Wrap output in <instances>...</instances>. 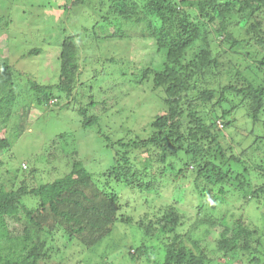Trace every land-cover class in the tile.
Returning <instances> with one entry per match:
<instances>
[{
    "label": "trees",
    "instance_id": "trees-1",
    "mask_svg": "<svg viewBox=\"0 0 264 264\" xmlns=\"http://www.w3.org/2000/svg\"><path fill=\"white\" fill-rule=\"evenodd\" d=\"M65 2L61 4L68 12L66 20L70 28L63 29L65 36L58 54L54 52L53 56L59 66L57 83L42 84L31 78L26 79V86L34 92L38 107L51 109L49 105L57 104L61 98H71L72 102L68 100L60 107L70 106L81 117L84 128L98 125L96 132L105 143L103 147L114 150V163L109 175L122 180L131 193L146 194L158 181L157 176L151 173L152 162L158 160V163H162L174 156L183 166L179 172L191 167L187 171L197 194L203 196V192L207 191V200L216 195L213 193L215 187H219V194H228L229 190L224 189L229 186L242 197L251 195L258 201L264 198V136L253 131V127L263 120L264 114V85H255L264 70V0H109V8L104 5V0H71L70 8L66 7ZM8 26V19L0 16L2 124L11 117L13 105L19 97L17 70L14 66L12 68L9 61ZM81 40L88 44L90 51L99 45L105 48L108 43L132 41L134 43L128 48H132L134 53L139 51L144 54L148 50L146 41H154L162 58L157 66L141 70L140 75L132 71L137 59L128 62L131 65L128 68L120 64L105 67L106 61L100 58L97 66L84 74L79 71ZM2 48H6L7 52H3ZM32 52L38 53L39 49H30L27 54ZM230 54L236 55L232 62L227 58ZM23 55H26L25 51ZM111 61L116 65L120 60ZM99 69L114 73V77L123 82L136 81L137 87L149 82V88L163 96L160 103L167 112L156 115L152 122L155 132L151 136L112 142L109 133L100 130L98 116L89 115L91 108H98L97 102L90 98V102L85 104L81 100L83 94H75L78 82L86 91L94 93L97 87L91 85L88 89L86 84H92L91 80L94 82ZM91 70L94 74H91ZM215 86L220 89L216 106L212 104ZM124 91L122 94L126 99L133 102V108L128 111L132 114V126L135 125L133 114L138 95L135 91ZM199 95L208 101L206 106L215 109L224 106L222 119L229 116V109L233 107L236 112H245L252 125H244V133L230 135L234 147L225 144L228 146L226 148L219 143L221 130L214 129L217 115H199L198 112L206 107L197 108ZM53 99L55 102L51 103ZM78 103L81 106L76 108ZM124 108L123 105V111L126 110ZM117 114L119 116L121 111H117ZM223 124L226 129L230 127L225 122ZM232 132L234 130L229 133ZM69 136L74 139L73 133H69ZM67 138L58 134L53 143L59 147L60 142L67 141ZM10 146L9 138H0V149ZM117 146L131 148L132 151L144 150L141 168L135 167L133 171L127 153L118 150ZM64 150L66 148L62 147L61 153H65ZM77 151L75 148L70 153L74 158L70 169L51 182L28 187L21 181L18 185L13 184L9 190L0 184V264H44L49 255L43 243L46 236L53 235L57 228H63L69 239L79 238L81 245L91 247L98 240L88 242L87 232L91 229V234L110 232L116 221L135 226L146 237L155 235L157 229L173 232L180 224L181 217L172 205L165 208L164 214L157 215L154 222L145 223L144 219L132 221L128 216L116 218V212L124 209V205L118 204L119 197L115 193L109 196L104 194L89 170L86 157L78 156ZM199 186L202 189H198ZM25 197L36 199L37 206L27 207L22 201ZM136 207H139L138 203ZM210 223L211 226L220 225L216 227L219 236L214 245L224 257L230 256L241 264L238 254L252 250L254 254L257 253L252 261L263 263L264 256L251 246L254 241L251 234L256 230H249L240 223L232 228ZM182 238L179 234L174 235L173 240L165 246L160 264H206L209 257L201 252L200 242H193L195 248L200 250V253H195L183 243ZM130 246L133 253H121L123 256L120 259L130 262L139 260L145 245L140 243L135 246L132 242Z\"/></svg>",
    "mask_w": 264,
    "mask_h": 264
},
{
    "label": "rangeland",
    "instance_id": "rangeland-1",
    "mask_svg": "<svg viewBox=\"0 0 264 264\" xmlns=\"http://www.w3.org/2000/svg\"><path fill=\"white\" fill-rule=\"evenodd\" d=\"M66 1L0 0V16L6 17L9 21L7 28L10 38L9 61L12 68L14 66V69L17 70L15 72L16 85L19 89V97L13 105L11 117L5 124L0 122V138H9L11 142L10 147L0 149V184L9 190L13 184L18 185L21 181L28 184V187L51 182L70 169L74 159L70 153H73L76 148L78 156L86 157L89 170L104 194L109 196L111 193H115L119 197L118 204L124 205V209L116 212V218L128 216L132 221L137 220L138 222L144 219L145 223L154 222L157 215L164 214L165 208L172 205L173 208H176L181 219L180 224L174 228L173 232L157 229L155 235L150 237H146L143 231L138 230L135 226H128L116 221L110 232L91 234L93 229L87 232L88 242L92 239L98 240L97 243L91 244V247L81 245L79 238L69 239L63 228H57L53 231V235L46 236L45 243H43V247L47 249L49 255L44 264H156L157 262L160 264L165 246L173 240L175 234L181 235L183 243L193 249L195 253H200L201 250L202 253L207 254L209 258L206 264H238L234 258L232 259L230 256L226 258L216 250L214 242L219 236L216 227L220 225L211 226L210 222L226 225L229 228L237 227L240 223L249 230H256V233L251 234L254 240L251 246L264 256V198L258 201L251 195L242 197L233 190L232 186H229L224 189L225 191L229 190L228 194H219L217 192L219 187H215L213 193L216 195L207 200V191L203 192V196L197 194L195 184L187 171L191 167L188 166L183 172H179L183 166L174 156L167 158L162 163H158V160L152 162L151 173L157 176L158 181L146 194L131 193L122 180H117L115 176L109 175L110 167L114 163V150L106 146L103 147L105 143L96 132L98 125L84 128L80 122L81 117L76 112L74 113L70 106L60 107V104L67 103L68 100L72 102L71 98H61L57 104L49 105L51 109L41 108L35 104L34 92L28 85L26 86V79L31 78V80L42 84L55 85L57 83L59 66L53 56L54 52L58 54L61 40L65 36L63 29L69 30L70 28L66 20L68 12L64 11L61 4L65 2L66 7L70 8L71 0ZM104 5L109 8V0H104ZM71 14L73 13L71 12ZM235 35L238 33L235 32ZM79 42H81L79 71L81 73L83 71L84 74L95 68L96 62H99L100 58L106 61L105 67H115L120 64L119 66L128 68H131L128 62H134L133 60L137 59V64L132 68L136 75H140L141 70L143 71L146 67L157 66L162 58L154 41H146L148 50L145 54L139 51L132 52V48H128L134 43L132 41L121 44L118 41L114 44L108 43L105 48L99 45L97 48L92 47L94 49L92 51L88 50V44L82 40ZM30 49H39V52L27 54ZM2 51L7 52V49L2 48ZM24 51L26 52L25 56L23 55ZM235 57L236 55H227L231 62L235 60ZM111 59H115L117 62L120 60L121 63L120 61L118 64L113 62L116 64L114 65L111 63ZM91 74H94L92 70ZM114 75V73H107L99 69L94 80L97 83L94 84L91 80L92 84H86L88 89L91 85L97 87L93 91L94 93L86 91L78 82L75 94L77 93V96L80 93L83 94L81 100L85 104L90 102V98L97 102L98 108H91L89 115L98 116L100 130L103 133H109L112 142L119 139L127 142L131 137L147 138L151 136L155 132L152 122L156 115L159 116L167 112V110L164 111V106L160 103L163 96L152 91L148 86L150 83L147 81L148 84L137 87L136 81L123 82ZM258 78L255 85H264V70ZM126 89L128 92L135 91L138 95L133 114L135 125L132 126V114H129L128 111L133 108V102L128 101L127 97L122 94V91H126ZM219 90L217 86L214 87L216 92L212 99L214 106H216V99L219 98ZM198 102L197 108L206 106L208 103L202 99V96ZM123 105L125 111L122 109ZM80 106L81 104L78 103L76 108ZM216 108L207 105L198 113L204 117L207 113L212 116L217 115L214 129L221 130L222 136L218 134L219 143L226 148L228 146L225 144L234 147L230 135L244 133V125L249 127L252 123L249 118H246L245 112L234 111L235 107L229 109V116L223 119L221 115L224 106ZM119 110L121 114L117 116ZM261 119H263L260 121L262 123H257L253 127V131L257 135L264 136V114ZM223 122L230 127L226 129ZM231 130L234 132L229 133ZM69 133L70 135L73 133L74 139L69 136ZM58 134L68 137L67 141L60 142L61 146L59 147L53 143ZM62 147L66 148L67 155L65 150V153H61ZM116 148L127 153L133 164V171L135 167L141 168L143 165L141 155L145 152L144 150L137 151L135 149L132 151L131 148L125 149L120 146ZM198 189H202V187L199 186ZM22 201L29 208H35L38 204V201L33 197H25ZM136 203L139 204V207H136ZM194 241L200 242V250L195 248ZM132 242L135 246L140 243L145 245L140 255L141 258L134 259L132 262L120 259L123 256L121 253L126 251L133 253V247L130 246ZM255 255L257 253L254 254L252 250L241 251L238 254V260H241V264H256L252 261V257ZM258 264H264V261Z\"/></svg>",
    "mask_w": 264,
    "mask_h": 264
},
{
    "label": "clouds",
    "instance_id": "clouds-1",
    "mask_svg": "<svg viewBox=\"0 0 264 264\" xmlns=\"http://www.w3.org/2000/svg\"><path fill=\"white\" fill-rule=\"evenodd\" d=\"M55 102V99L51 100V103ZM25 167V165H23Z\"/></svg>",
    "mask_w": 264,
    "mask_h": 264
}]
</instances>
